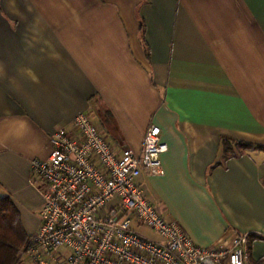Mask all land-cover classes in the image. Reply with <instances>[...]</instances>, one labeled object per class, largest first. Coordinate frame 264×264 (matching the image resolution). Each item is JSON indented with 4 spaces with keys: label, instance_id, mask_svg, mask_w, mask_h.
<instances>
[{
    "label": "crops",
    "instance_id": "0c3cea01",
    "mask_svg": "<svg viewBox=\"0 0 264 264\" xmlns=\"http://www.w3.org/2000/svg\"><path fill=\"white\" fill-rule=\"evenodd\" d=\"M80 114L117 151L160 127L148 200L198 246L250 234L247 264H264V149L238 147H264V0H0V198L28 236L43 206L30 163Z\"/></svg>",
    "mask_w": 264,
    "mask_h": 264
},
{
    "label": "built area",
    "instance_id": "2783aa9c",
    "mask_svg": "<svg viewBox=\"0 0 264 264\" xmlns=\"http://www.w3.org/2000/svg\"><path fill=\"white\" fill-rule=\"evenodd\" d=\"M71 132L58 129L49 160L30 163V182L41 185V225L20 251L23 264H247L250 234H238L218 247L196 245L138 183L142 173L163 174L168 152L161 129L150 125L141 152L115 150L85 114ZM112 203L110 208L107 205ZM133 221L161 238L132 228Z\"/></svg>",
    "mask_w": 264,
    "mask_h": 264
},
{
    "label": "trees",
    "instance_id": "16d2710c",
    "mask_svg": "<svg viewBox=\"0 0 264 264\" xmlns=\"http://www.w3.org/2000/svg\"><path fill=\"white\" fill-rule=\"evenodd\" d=\"M245 151L247 149H264L259 145L238 144ZM225 150L228 156L235 155L230 144L226 142ZM252 238L250 237V242ZM30 243L21 214L9 197L0 198V264H21L20 251Z\"/></svg>",
    "mask_w": 264,
    "mask_h": 264
},
{
    "label": "rangeland",
    "instance_id": "374dc122",
    "mask_svg": "<svg viewBox=\"0 0 264 264\" xmlns=\"http://www.w3.org/2000/svg\"><path fill=\"white\" fill-rule=\"evenodd\" d=\"M111 205H112V203H109L108 205H107V208H110L111 207ZM18 209V208H17ZM22 211V210H21ZM24 211V210H23ZM20 212V211H19ZM31 237V236H30ZM26 248V247H25ZM23 250V249H22ZM21 264H23V263H21Z\"/></svg>",
    "mask_w": 264,
    "mask_h": 264
}]
</instances>
